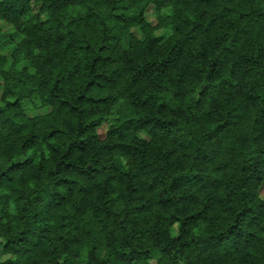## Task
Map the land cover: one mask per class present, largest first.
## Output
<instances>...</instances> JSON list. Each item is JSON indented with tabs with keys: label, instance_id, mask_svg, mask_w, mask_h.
I'll return each instance as SVG.
<instances>
[{
	"label": "clouds",
	"instance_id": "1",
	"mask_svg": "<svg viewBox=\"0 0 264 264\" xmlns=\"http://www.w3.org/2000/svg\"><path fill=\"white\" fill-rule=\"evenodd\" d=\"M0 264H264V0H0Z\"/></svg>",
	"mask_w": 264,
	"mask_h": 264
}]
</instances>
